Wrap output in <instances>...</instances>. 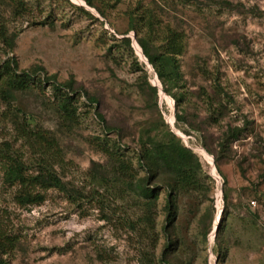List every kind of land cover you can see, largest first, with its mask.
Here are the masks:
<instances>
[{"label":"rangeland","instance_id":"1","mask_svg":"<svg viewBox=\"0 0 264 264\" xmlns=\"http://www.w3.org/2000/svg\"><path fill=\"white\" fill-rule=\"evenodd\" d=\"M24 1L28 11L22 16L0 4V60L6 58L3 30L5 40L15 34L9 56L17 60L19 70L41 66L45 75H53L57 81L72 78L82 88L78 89L79 124L70 135L58 133L66 162L57 169L60 177L84 195L95 189L87 172L91 161L103 162L104 156L89 143L93 138L92 142L105 139L109 145L119 146L138 168L139 130L161 119L198 156L201 174L212 185L214 211L206 237L195 219L189 227L183 221L188 215L179 219V234L190 247L182 263L264 264V199L253 195L256 188L264 194V175H260L264 171V0H92L94 7L85 0ZM146 9L155 16L157 35L162 36L170 26L185 36L184 52L177 60L182 80L177 85L169 83L166 90L160 89L148 58L158 55L159 40L151 39L146 54L135 32H124L130 12L145 14ZM123 37L130 38V47L121 42ZM145 73L147 81L158 89L156 107L147 105V96L138 87ZM215 81L224 94H220L221 105L214 100V117L209 118L206 99L211 97ZM43 86L45 96L51 95V86ZM181 87L185 92L182 97L178 96ZM86 95L98 101L91 105ZM41 100L45 99L39 94H16L14 104L57 133V117ZM176 101L188 121L203 124L211 135L210 148L228 125L243 126L242 135L232 141L231 157L224 158L219 171L213 155L201 145L200 134L192 130L187 135L175 126ZM4 108L0 100V142L12 143L13 127L1 118ZM96 110L104 121L98 119ZM219 111L225 113L222 118ZM109 125L122 133L108 131ZM239 159L243 176L237 166ZM224 180L227 202L222 197ZM242 186L246 187L244 194L239 191ZM7 187L0 172V228L19 237L10 264H140L143 248L155 259L160 254L163 190H159L157 201L159 240L150 249L149 240L139 239L123 222L128 211L133 215L132 199L121 202L99 189L97 198L113 200L114 212L110 208L105 212L95 200L81 197L74 203L64 193L50 189L41 204L21 208ZM209 203L203 199L201 210ZM246 206L257 210L256 219L246 216ZM220 222L226 230L216 239Z\"/></svg>","mask_w":264,"mask_h":264},{"label":"trees","instance_id":"2","mask_svg":"<svg viewBox=\"0 0 264 264\" xmlns=\"http://www.w3.org/2000/svg\"><path fill=\"white\" fill-rule=\"evenodd\" d=\"M85 2L88 6L94 7L92 0H85ZM0 4L11 9L16 16H22L28 11L24 0H0ZM154 18L153 12L147 9L145 14L130 12L129 26L124 32L126 34L128 31H134L139 46L146 54H148L147 49H149L151 39L159 40L158 55L148 58L162 85L161 88L166 90L169 83L177 85L176 82L182 80L177 60L184 52L185 36L183 32L170 26H166L162 31V36L157 35ZM143 29L145 35L140 36ZM4 34L5 32L2 30L1 37L7 48L4 53L6 58L0 60V100L5 105L1 112V118L13 127L14 139L12 143L0 142V172L3 183L11 190L15 204L21 208L41 204L46 198L45 192L50 189L64 193L74 203L81 197L91 201L95 200L105 212L107 209H111L113 200L106 202L103 198H97L100 196L99 189L106 191L109 196L113 195L116 200L121 202H124L125 199H132L134 201L131 205L134 207L133 215H130L128 211L123 222L127 229L139 239L149 240V248L153 247L154 249L159 240L156 230L157 201L159 190H163L165 196L161 208L163 219L160 226L163 245L156 259L153 253L149 254L143 248L139 252L140 264H183V256L190 247H188L186 237L179 234V219L183 218L182 215H188L183 220L187 227L195 219L202 229V236L206 237L214 211L213 200L210 197L212 185L201 174V163L198 156L181 142L180 138L164 124L163 120L152 121L139 130L137 139L139 149L136 153L139 169L119 151V146H111L105 139L92 142L93 139H96L93 138L89 143L94 145L95 150L104 156L103 162L91 161L87 172L90 184L95 189H91L92 192H88L89 195L75 190L69 181H64L60 177L57 170L58 168L62 169L66 164L58 133L70 135L75 129L74 126L79 124L77 102L80 95L78 89L82 88L75 85L72 78L57 81L55 76L45 75L44 68L41 66H34L29 70H19L17 60L9 56L15 47V34L11 39L6 38V40L3 37ZM121 42L130 47L129 37H123ZM141 66L143 65L141 64ZM43 83L51 86V95L45 96ZM214 85L216 88H213L211 97L206 99L210 106L208 108L209 118L214 117V108L211 107L214 100L220 102V94H224L218 81H215ZM138 87L147 96V105L150 108L156 107L158 89L147 81L146 73ZM83 91L86 94V90L83 89ZM27 93L39 94L45 99L41 102L43 105H47L57 117V133L55 129H49L37 123L32 113H27L15 106V95ZM179 94L181 97L185 95L182 87L178 91V96ZM86 96L91 105L98 101L91 95ZM177 101L175 126L187 135L192 130L200 134L198 137L201 145L213 155L214 165L219 171L220 163L224 158L231 157L229 152L232 141L242 135L243 126L228 125L216 137V145L210 148L208 140L211 135L203 128V124L196 125L188 121L182 111L183 108ZM221 104L222 102H220ZM220 105L216 106L217 109L220 108ZM96 115L98 119L104 121L103 115L97 110ZM224 115L225 113L219 111V118ZM107 129L108 131L114 129L118 134L122 133V130L114 125H109ZM17 142L20 144L16 148ZM242 165L241 159L237 160V166L243 176ZM260 175H264V171ZM225 185L226 181L224 180L222 197L227 202L229 198ZM245 190L244 186L239 189L242 194ZM253 195L258 200L264 199V194L257 188ZM203 199L210 203L202 211L200 207ZM238 203L241 205V199L238 200ZM233 208L237 209L235 205ZM114 209L112 207L111 210L114 212ZM244 213L248 217L255 219L258 217L257 210H252L249 206L245 207ZM220 219L222 221V216ZM225 230L226 227L222 225V222L218 223L216 239L222 238ZM18 244L19 237L17 235L9 234L0 228V264H10L9 258L13 255Z\"/></svg>","mask_w":264,"mask_h":264},{"label":"built area","instance_id":"3","mask_svg":"<svg viewBox=\"0 0 264 264\" xmlns=\"http://www.w3.org/2000/svg\"><path fill=\"white\" fill-rule=\"evenodd\" d=\"M252 204H254V201H251Z\"/></svg>","mask_w":264,"mask_h":264},{"label":"water","instance_id":"4","mask_svg":"<svg viewBox=\"0 0 264 264\" xmlns=\"http://www.w3.org/2000/svg\"><path fill=\"white\" fill-rule=\"evenodd\" d=\"M160 89H161V87H160Z\"/></svg>","mask_w":264,"mask_h":264}]
</instances>
